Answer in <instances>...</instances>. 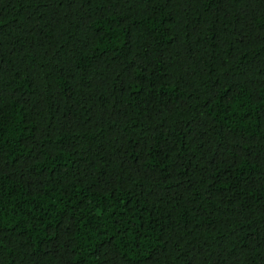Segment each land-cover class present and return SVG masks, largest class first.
I'll return each mask as SVG.
<instances>
[{
	"label": "trees",
	"instance_id": "1",
	"mask_svg": "<svg viewBox=\"0 0 264 264\" xmlns=\"http://www.w3.org/2000/svg\"><path fill=\"white\" fill-rule=\"evenodd\" d=\"M0 264H264V0H0Z\"/></svg>",
	"mask_w": 264,
	"mask_h": 264
}]
</instances>
